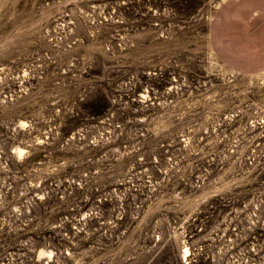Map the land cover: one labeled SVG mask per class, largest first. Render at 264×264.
Segmentation results:
<instances>
[{"label": "rangeland", "instance_id": "rangeland-1", "mask_svg": "<svg viewBox=\"0 0 264 264\" xmlns=\"http://www.w3.org/2000/svg\"><path fill=\"white\" fill-rule=\"evenodd\" d=\"M222 0H0V264H264V73L213 55Z\"/></svg>", "mask_w": 264, "mask_h": 264}, {"label": "crops", "instance_id": "crops-1", "mask_svg": "<svg viewBox=\"0 0 264 264\" xmlns=\"http://www.w3.org/2000/svg\"><path fill=\"white\" fill-rule=\"evenodd\" d=\"M209 47L233 73H264V0H222L208 28Z\"/></svg>", "mask_w": 264, "mask_h": 264}]
</instances>
